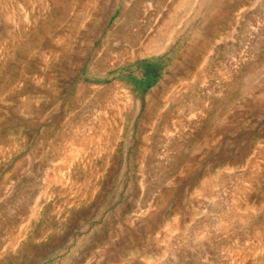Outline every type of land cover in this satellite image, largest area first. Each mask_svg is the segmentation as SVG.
Here are the masks:
<instances>
[{
	"label": "rangeland",
	"instance_id": "1",
	"mask_svg": "<svg viewBox=\"0 0 264 264\" xmlns=\"http://www.w3.org/2000/svg\"><path fill=\"white\" fill-rule=\"evenodd\" d=\"M0 264H264V0H0Z\"/></svg>",
	"mask_w": 264,
	"mask_h": 264
},
{
	"label": "bare ground",
	"instance_id": "2",
	"mask_svg": "<svg viewBox=\"0 0 264 264\" xmlns=\"http://www.w3.org/2000/svg\"><path fill=\"white\" fill-rule=\"evenodd\" d=\"M150 46H151V45H147V46H146V49L148 48L147 50H150V49H149V48H150Z\"/></svg>",
	"mask_w": 264,
	"mask_h": 264
}]
</instances>
